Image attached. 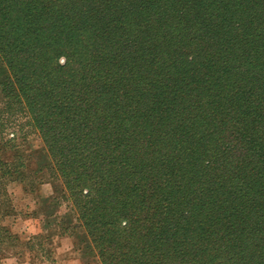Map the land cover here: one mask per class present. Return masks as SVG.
<instances>
[{
    "label": "trees",
    "instance_id": "trees-1",
    "mask_svg": "<svg viewBox=\"0 0 264 264\" xmlns=\"http://www.w3.org/2000/svg\"><path fill=\"white\" fill-rule=\"evenodd\" d=\"M97 4L0 0V91L98 260L264 264V0Z\"/></svg>",
    "mask_w": 264,
    "mask_h": 264
},
{
    "label": "rangeland",
    "instance_id": "rangeland-1",
    "mask_svg": "<svg viewBox=\"0 0 264 264\" xmlns=\"http://www.w3.org/2000/svg\"><path fill=\"white\" fill-rule=\"evenodd\" d=\"M36 131L23 110L6 106L0 91L1 175L7 166L13 170L1 177L0 264H101L61 197L59 173Z\"/></svg>",
    "mask_w": 264,
    "mask_h": 264
}]
</instances>
